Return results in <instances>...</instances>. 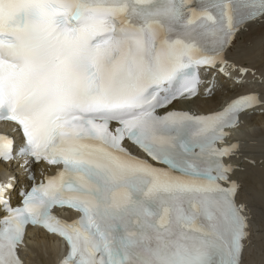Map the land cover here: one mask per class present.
<instances>
[{
	"label": "snow or ice",
	"instance_id": "obj_1",
	"mask_svg": "<svg viewBox=\"0 0 264 264\" xmlns=\"http://www.w3.org/2000/svg\"><path fill=\"white\" fill-rule=\"evenodd\" d=\"M0 0V161L56 167L18 206L0 183V264H25L27 229L64 241L60 264H244L251 212L238 200L264 93L218 107L217 78L243 87L248 25L264 0ZM239 42V43H238ZM231 54V57H230ZM264 55V37L261 38ZM242 161L243 163H233ZM260 163H264L261 161ZM71 210L67 221L54 210Z\"/></svg>",
	"mask_w": 264,
	"mask_h": 264
},
{
	"label": "bare ground",
	"instance_id": "obj_2",
	"mask_svg": "<svg viewBox=\"0 0 264 264\" xmlns=\"http://www.w3.org/2000/svg\"><path fill=\"white\" fill-rule=\"evenodd\" d=\"M259 22L261 21L248 25L241 36V40L245 44L251 41L256 45V55L252 59L245 61L256 71L255 77L249 74L246 78V81L253 79L254 85L247 82L242 88L236 86L234 89H223L226 93H222V95L218 91V87H216L217 91L214 98L186 103L189 109L194 108L207 111L216 108L222 104L223 100H228L233 95L242 91H252L255 89L264 93V55L261 54V38L264 37V21H262V24H259ZM257 111L247 116L243 127L232 132L231 135L241 141H244L247 137H254L257 141L254 148L245 149L250 156H253L257 160V167L251 168L245 163L243 166L246 171L240 177L244 184V190L241 192L239 199H243L244 203L249 206L252 225L251 242L246 249V256L248 258L246 264H264V163H260L264 161V115H261L259 110ZM257 118H259V121L257 120L255 122ZM245 134L249 136H245ZM257 151L262 153H258ZM233 163L236 162L233 161ZM237 163L243 162L237 161ZM41 167L48 168L46 165H41ZM11 170L21 174L23 172V168L19 166V162H16L11 167ZM19 179L23 180V183L26 180L24 176L19 177ZM29 236L27 248L25 249V251L27 250L26 261L28 264H52L56 252L60 249V241L37 229L30 231Z\"/></svg>",
	"mask_w": 264,
	"mask_h": 264
},
{
	"label": "rangeland",
	"instance_id": "obj_3",
	"mask_svg": "<svg viewBox=\"0 0 264 264\" xmlns=\"http://www.w3.org/2000/svg\"><path fill=\"white\" fill-rule=\"evenodd\" d=\"M262 23H263L262 21L259 22V24H262ZM255 29H256V28H255ZM255 29H254V30H255ZM219 78H220V80H219ZM221 80H222V81L224 80V81L222 82ZM251 80H252V81H251ZM251 80H248V81L245 80V84H246L247 82L253 84V79H251ZM217 81H218V86L220 85V86H219V90H220L221 92H224L223 89H224V90H228V87H231V86H232L231 88H233V89L235 88V85L232 84V81H230V80H225L223 77H218V78H217ZM226 85H227V87H226ZM233 85H234V86H233ZM253 85H254V84H253ZM224 86L226 87V89H225ZM222 87H223V88H222ZM257 120L259 121V118L255 119V122H256ZM253 123H254V122H253Z\"/></svg>",
	"mask_w": 264,
	"mask_h": 264
}]
</instances>
